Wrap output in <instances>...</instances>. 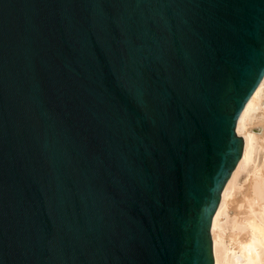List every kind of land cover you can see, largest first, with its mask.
Here are the masks:
<instances>
[{
	"label": "water",
	"instance_id": "1",
	"mask_svg": "<svg viewBox=\"0 0 264 264\" xmlns=\"http://www.w3.org/2000/svg\"><path fill=\"white\" fill-rule=\"evenodd\" d=\"M264 76V0H0V264H214Z\"/></svg>",
	"mask_w": 264,
	"mask_h": 264
},
{
	"label": "bare ground",
	"instance_id": "2",
	"mask_svg": "<svg viewBox=\"0 0 264 264\" xmlns=\"http://www.w3.org/2000/svg\"><path fill=\"white\" fill-rule=\"evenodd\" d=\"M235 131L243 150L212 217V255L214 264H264V76Z\"/></svg>",
	"mask_w": 264,
	"mask_h": 264
}]
</instances>
